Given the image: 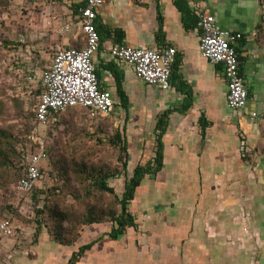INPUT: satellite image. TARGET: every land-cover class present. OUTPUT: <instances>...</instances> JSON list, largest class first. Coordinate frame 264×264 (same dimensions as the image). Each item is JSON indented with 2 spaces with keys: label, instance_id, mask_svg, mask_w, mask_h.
<instances>
[{
  "label": "crops",
  "instance_id": "1",
  "mask_svg": "<svg viewBox=\"0 0 264 264\" xmlns=\"http://www.w3.org/2000/svg\"><path fill=\"white\" fill-rule=\"evenodd\" d=\"M56 1L62 4V16L68 21L73 15L80 17L85 5V0ZM221 2H241L246 15L242 20L231 18L222 11ZM203 15L214 16L220 29L243 35L244 43L240 42L237 51L243 58L241 73L249 102L242 110L227 105L223 66L201 55L199 22ZM262 18L261 0H110L98 10L101 41L93 62L101 88L110 91L115 100L110 116L117 119L126 142L129 171L153 165L159 123L166 116L163 170L143 182L131 211L144 200L155 203L150 227L173 242L170 248L181 251L182 264H230L241 258L246 264H260L262 259L264 263ZM62 45L57 48L85 47L80 25L64 36ZM118 45L175 48L171 88L164 91L139 79L132 66L112 56L111 49ZM245 145L251 153H242ZM225 214L231 215L232 226L228 219L223 222ZM237 226L244 227L245 235ZM42 236L47 247L36 250V258L6 252V257L0 255V264H67L81 246L103 237L69 248L48 234ZM40 238L35 249L42 246Z\"/></svg>",
  "mask_w": 264,
  "mask_h": 264
},
{
  "label": "rangeland",
  "instance_id": "2",
  "mask_svg": "<svg viewBox=\"0 0 264 264\" xmlns=\"http://www.w3.org/2000/svg\"><path fill=\"white\" fill-rule=\"evenodd\" d=\"M221 6L222 9L225 8L222 11L228 12L233 19L242 20L246 15L241 2L238 4L221 2ZM62 9V4L56 0H9L0 5V99L6 100L10 110L2 125L14 129L22 140L28 141L23 143L26 151L32 153L42 144L48 154V158L41 163L45 171L39 187L35 190L36 199L35 192L24 195L16 191V183L21 173H17L13 178L7 176L5 180L7 188L0 189V221L10 219L16 228L13 237L0 236L1 256L10 252L33 259L38 256L36 250H44L47 247L43 234H48L54 241L53 221L49 220L48 224L42 227L38 223L42 220L38 211L43 210L49 200L52 201V206L59 207L61 211H69L70 214L85 211V200L82 195L88 184L81 183L77 178L74 171L76 163L86 162L95 167L109 165L112 169L121 170L118 151L108 147V139L114 130H119L114 116L97 122L93 121L85 110L75 109L62 115L60 122L53 127L39 125L34 119L40 97L38 92L42 85L38 79L30 80L32 77L30 70L38 72L45 70L51 62L54 50L58 46H63L64 36L71 33L76 24L80 25L78 16L73 15L68 21L62 16ZM68 25L71 26V31L65 33V27ZM6 41L10 44H5ZM13 99L20 100L22 109L14 108ZM28 118H31L30 121ZM28 122L29 131L26 128ZM21 147L24 148L20 145L19 148ZM124 180L125 177L121 176L110 181L119 196L123 193ZM95 195L91 202L98 204L97 199L102 196L98 193ZM103 202L104 206H108L113 202V198L105 195ZM137 204L133 210L142 221H140L142 230L137 233L131 230L117 242L110 241L104 235L110 231V223L78 226L77 234L80 238L74 247L69 248H76L83 242L104 235L100 239L102 241L96 245L93 252L85 256L81 264L184 263L183 259L179 258L181 251L170 248L173 242L158 231L153 233L150 227L152 206L155 203L149 201L146 203L144 200L143 203ZM229 217L231 215L225 214L226 220L223 222L229 220L228 224L232 226ZM237 228L245 235L244 227ZM39 238L41 240L39 244L42 243V246L35 249ZM156 239L157 244L151 242ZM195 253L194 251L193 256ZM182 254L184 255L183 252ZM188 264L194 263L188 261ZM230 264L246 262L241 258L240 261L231 260ZM260 264H264L263 259Z\"/></svg>",
  "mask_w": 264,
  "mask_h": 264
},
{
  "label": "built area",
  "instance_id": "3",
  "mask_svg": "<svg viewBox=\"0 0 264 264\" xmlns=\"http://www.w3.org/2000/svg\"><path fill=\"white\" fill-rule=\"evenodd\" d=\"M110 0H85L80 9V26L85 35L84 48H56L49 66L38 72L30 70L31 81L37 79L44 88L35 108L36 122L47 126L60 122L61 116L71 109H84L91 117H108L115 108V100L110 91L103 90L93 62L100 48V34L96 26L98 10ZM201 31L200 52L204 59L224 68L228 84L227 105L229 109L239 111L249 102V92L241 73V63L237 46L243 39L241 33L222 30L212 15H203L199 22ZM71 26L65 27L69 33ZM114 58L132 66L139 79L149 85L158 86L167 91L171 88L173 66L177 50L168 47L161 50L135 49L125 45L111 49ZM253 117H257L254 114ZM242 153H251L246 145ZM48 158L47 149L40 145L28 159L25 175L17 183V191L28 195L41 183L44 172L41 163ZM16 233L12 220L0 221V236L10 238Z\"/></svg>",
  "mask_w": 264,
  "mask_h": 264
},
{
  "label": "trees",
  "instance_id": "4",
  "mask_svg": "<svg viewBox=\"0 0 264 264\" xmlns=\"http://www.w3.org/2000/svg\"><path fill=\"white\" fill-rule=\"evenodd\" d=\"M8 1L9 0H0V5ZM261 5L263 7V18L259 24V30L264 28V0H261ZM243 43L244 40H241V44ZM5 44L9 45L10 42L6 41ZM238 55L241 63L243 58L241 57L240 50H238ZM38 93L42 95L44 93V88L42 87ZM12 101L15 109H22L20 100L13 99ZM9 111L6 100L0 99V189L7 188V184L5 183L7 176L13 178L17 173H21L17 180L18 183L19 179L25 175L28 159L32 154L26 151L23 145V143H28V141L22 140L19 135L15 133L14 129H8L2 125L5 118L9 115ZM87 114L90 115L89 113ZM108 117L93 118L90 116L93 121L95 120L97 122L104 121ZM30 119L31 118H28V121H30ZM34 119H36L35 113ZM165 123L166 116L161 119L159 123L160 134L158 139V150L156 151L153 165L145 167L138 166L133 172L128 170L129 156L127 154L126 142L123 135L120 130H114V133L108 139V147L118 151L121 170L112 169L109 165L95 167L88 165L86 162L76 163L74 171L77 174V178L81 183L88 184L85 188L84 195H82L85 200V211L79 214H70L69 211H61L59 207L52 206V201L49 200L44 209L38 211V214L42 217L41 222H38L39 226L42 227V225L48 224L49 220L53 221L54 230H52V237L57 244L64 247H74L76 245L80 238L77 234L79 225L92 226L110 223L111 230L106 234V237L115 242L121 237L126 236L131 230L138 232L141 225L137 215L131 211V205L136 200L138 191L142 187L143 182L148 177H156L163 170L164 145L162 143V138L166 132ZM49 126L53 127L55 124H50ZM29 127L30 124L28 122L26 124L28 131ZM20 145L24 148L21 147L20 149ZM44 171L45 168L43 169V172ZM121 176H124L126 181L123 193L119 196L116 189L111 186L110 181ZM64 182L66 183L67 181L65 180ZM96 193L102 196L97 199L98 204L91 202L92 198L96 196ZM105 195L113 198V202L108 206H104L103 196ZM36 197L37 193L35 192L34 199H36ZM99 242L100 240H97L81 246L72 254L67 264H79Z\"/></svg>",
  "mask_w": 264,
  "mask_h": 264
}]
</instances>
